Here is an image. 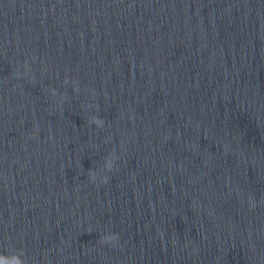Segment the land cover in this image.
I'll list each match as a JSON object with an SVG mask.
<instances>
[{"label":"water","instance_id":"water-1","mask_svg":"<svg viewBox=\"0 0 264 264\" xmlns=\"http://www.w3.org/2000/svg\"><path fill=\"white\" fill-rule=\"evenodd\" d=\"M18 261L264 264V0H0Z\"/></svg>","mask_w":264,"mask_h":264},{"label":"clouds","instance_id":"clouds-1","mask_svg":"<svg viewBox=\"0 0 264 264\" xmlns=\"http://www.w3.org/2000/svg\"><path fill=\"white\" fill-rule=\"evenodd\" d=\"M119 236L118 235H106L101 238V243H108L113 241H118ZM25 255V253H23ZM17 264H23V261H18Z\"/></svg>","mask_w":264,"mask_h":264}]
</instances>
